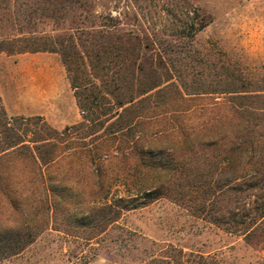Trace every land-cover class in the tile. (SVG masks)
<instances>
[{
    "label": "rangeland",
    "instance_id": "obj_1",
    "mask_svg": "<svg viewBox=\"0 0 264 264\" xmlns=\"http://www.w3.org/2000/svg\"><path fill=\"white\" fill-rule=\"evenodd\" d=\"M186 1L209 24L193 38L183 39L180 27L189 21ZM99 4L98 12H112L113 16L120 13L124 26L161 34L167 43L183 39L192 45L195 58L179 59L173 71L178 76L176 82L181 78L191 90L197 89L201 80H243L264 86V0H99ZM4 6V0H0V36L16 35L13 15ZM68 27L70 22L39 18L27 30L55 35ZM214 96L218 100L225 97ZM0 97L9 117L41 119L58 131L84 122L87 116L77 105L66 68L56 53H0ZM113 120L115 117H110L96 135H102ZM96 135L85 141L92 146ZM169 135L161 139L163 142L153 143L151 137L143 142L171 153L173 136ZM121 139L114 145L108 143L110 159L103 155L94 165L75 161L70 168L79 194L78 204L70 211L74 215L84 213L86 228L75 227L65 217L55 218L53 212L46 215L42 206L46 192L40 178L34 179L27 170L7 174L18 189L8 199L0 192V231L29 225L38 234L22 252L0 259V264H264V220L258 221L252 236L246 238L243 234L244 220L264 210V175L255 182L233 181L226 165L221 164L218 170L210 168L201 155L188 159L177 145V156L191 172H163L167 194L142 204L141 195L136 193L138 186H157L161 177L158 171H151L143 178L144 172L133 167V156L123 157L115 151ZM72 140L79 139L76 135ZM101 141L107 142L106 138L95 142ZM260 154L264 157V150ZM22 163L17 160L15 168L24 169ZM100 172L102 188L108 182L103 178L111 179L115 174H123L127 185L117 183L108 195L110 201L94 203L88 195L102 190ZM204 189L214 194L206 202ZM117 196L125 198V205L132 209L118 214L116 206L108 207ZM12 198L19 201L14 203ZM14 205L19 209L15 210ZM114 216L118 217L110 221ZM95 226L104 227L96 234L91 231Z\"/></svg>",
    "mask_w": 264,
    "mask_h": 264
},
{
    "label": "trees",
    "instance_id": "obj_2",
    "mask_svg": "<svg viewBox=\"0 0 264 264\" xmlns=\"http://www.w3.org/2000/svg\"><path fill=\"white\" fill-rule=\"evenodd\" d=\"M4 3L13 15L17 34L0 36V53L59 54L77 105L87 112L84 122L58 131L41 119L9 117L0 97V192L4 198L8 199L18 189L7 179V174L27 170L34 179L42 181L46 192L42 206L46 215L53 212L55 218L65 217L75 227H84L88 221L84 213L74 215L70 211L78 204L79 195L70 168L75 161L94 165L103 155L110 159L108 143L114 145L119 137L122 139L115 151L123 157L133 156V167L144 172L143 178L151 171H158L161 177L157 186H138L136 193L141 195L142 204L167 194L163 172L173 175L184 174L185 170L187 174L191 172L177 156V145L188 159L201 155L210 168L218 170L221 164L226 165L233 181L255 182L264 175V157L260 154L264 150V86L243 80H201L197 89L191 90L181 78L175 80L178 76L173 71L179 59L196 56L192 45L182 40L193 38L209 24L187 1L184 9L189 21L180 27L183 39L169 43L161 34L122 25L120 13L113 16L112 12H98L99 0H27L25 3L4 0ZM39 18L61 24L70 22V27L55 35H37L27 30ZM219 94L225 97L218 100L214 95ZM110 117L115 120L105 127L102 135H96ZM169 134L173 136L171 153L166 152L167 148L158 146L155 150L143 142L149 137L153 143L163 142L161 139ZM76 135L79 140L73 141ZM94 135L97 139L92 138L90 146L85 139ZM100 138H106L107 142L96 143ZM17 160L23 161L24 169L15 168ZM99 175L101 189L102 172ZM122 176L103 178L108 181L106 188L91 192L90 200L94 203L109 200L108 195L117 183L127 185ZM203 195L206 202L214 194L204 189ZM16 201L19 200L12 198V202ZM112 206L119 209L118 214L132 209L125 205L122 196H117L108 207ZM13 208L19 209L15 205ZM261 220L264 210L257 217L244 220L246 238L252 236ZM103 227L95 226L91 231L99 234ZM37 234L29 225L1 230L0 259L22 252Z\"/></svg>",
    "mask_w": 264,
    "mask_h": 264
}]
</instances>
